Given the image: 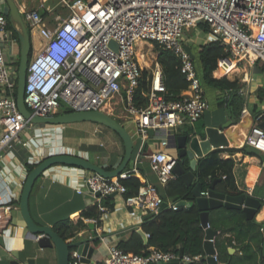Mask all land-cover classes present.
Returning <instances> with one entry per match:
<instances>
[{
	"label": "built area",
	"instance_id": "obj_1",
	"mask_svg": "<svg viewBox=\"0 0 264 264\" xmlns=\"http://www.w3.org/2000/svg\"><path fill=\"white\" fill-rule=\"evenodd\" d=\"M69 10L66 18L50 27L39 9L22 10V19L40 36L41 49L28 63L23 101L28 110L38 116H52L64 106L74 110H103L108 100L119 97L125 105L140 139V148L130 169L106 178L96 172L83 177L93 198L102 199L108 194L124 196V204L130 208V216L146 211L155 214L164 203L158 189L143 181L136 194L125 196L126 186L122 179L138 172L137 163L149 130H177L194 125L208 108L203 88L193 60L182 41L184 31L203 22L208 33L228 50L217 59L214 77L236 79V71L243 70L238 93L246 96L249 77L248 68L264 66V0H60ZM40 6H43L42 4ZM114 41L117 46H112ZM151 44L150 65H141L135 43ZM170 50L179 59V68L188 85L177 99L167 98L163 83L158 51L153 44ZM18 43L8 28V8L0 0V156L15 144L27 146L19 140L26 128L35 127L18 110L16 104ZM154 48V49H153ZM234 63L233 69H227ZM143 70L148 72V90L144 93L146 106H135L132 98ZM125 91V97L122 92ZM232 89L226 91L227 99ZM263 109L252 113L245 102L239 119L248 117L249 127L239 147L248 145L264 156V129L258 124ZM231 121V120H230ZM236 124V123H232ZM40 124H37L39 126ZM159 149L149 155V167L158 183L163 186L177 176L173 173L176 157L164 150L166 138L158 142ZM221 146L218 149H225ZM228 151L220 157L233 158ZM101 158L106 159L103 155ZM169 158V160H166ZM100 192L96 197L95 192ZM251 195V189L248 190ZM81 193L80 188L77 189ZM180 201H167L173 210ZM16 208L12 197L0 201V228L8 222L9 213ZM103 208L99 206V210ZM94 222L95 220L92 219ZM208 226L209 223H208ZM263 230V228H261ZM219 231L217 232V234ZM146 238L148 233H145ZM40 235H36L37 240ZM213 244L215 236L209 239ZM179 256L173 251L159 252L151 249L142 256L120 249L116 244L105 245L102 264H148L152 261L168 262ZM214 259H218L216 253ZM79 254L71 251L70 264H79ZM200 255L181 256L183 262L198 261ZM206 259V254L203 256ZM95 264V263H94ZM264 264V261L261 263Z\"/></svg>",
	"mask_w": 264,
	"mask_h": 264
},
{
	"label": "crops",
	"instance_id": "obj_2",
	"mask_svg": "<svg viewBox=\"0 0 264 264\" xmlns=\"http://www.w3.org/2000/svg\"><path fill=\"white\" fill-rule=\"evenodd\" d=\"M15 3L20 11L39 9L41 14H54L57 5L52 2V0H15ZM41 4L43 6H40ZM37 40L39 39L36 34L35 42ZM184 44L185 46L188 45L187 43ZM149 59L150 55L146 58V62ZM149 65L150 64L147 63L143 64L144 67H148ZM236 73L238 75L236 76V80L240 84L239 74H242L243 70L236 71ZM247 73L249 75V71H247ZM230 77H232L230 80H234L233 78H235L231 74ZM249 77L252 76L249 75ZM253 83H256L254 79L248 84L246 96L242 94L248 105L251 104L252 107L249 108L252 113L255 106H257L256 95H253L255 91L252 89ZM257 87L258 86H256V89ZM218 94L219 91L213 92V103L210 104L209 101H207V110L194 125L180 127L177 130L173 129L172 136L192 133L193 131L200 133L207 126L222 129V124L230 120L227 119L226 114H222L221 111L214 108L216 103L215 97ZM125 105L126 104L123 101L121 102L119 97H116L113 99L112 104L109 105L107 102L103 106V109H106L111 115L115 107H119L122 112H125ZM124 116L126 118L122 120L118 117H112L129 131L133 140L135 158L140 148V139L134 128L133 122H131L130 116L125 115V113ZM231 123L233 122L231 121ZM249 123V118L244 117L234 124V132L239 135L241 142L244 133L249 127ZM38 127L39 131L37 133L33 132L35 127H32L24 129L19 134V140L27 141L26 147L22 146L21 143H17L7 154L0 156V201L10 196L16 206V208L10 211L8 222L0 228V259H17L24 262L28 258H32L34 264H57L54 247L42 248L37 240L30 238L20 214L19 197L22 185L28 173L26 164L38 163L41 159L49 155L70 153L84 157L103 167L111 166L115 168L123 157L124 145L118 134L100 123L85 121L66 125H39ZM132 133L135 134L136 140H134ZM163 137L168 140V145L164 150L168 155L175 157V147L172 143L173 139H169L167 130L154 131L152 134H149L145 143H148L149 148L152 149L151 152H154L159 148L153 149V144H158L159 140ZM29 138L34 139L30 141L32 142L30 146L28 143ZM227 148L240 147L239 145H232L229 142ZM103 155L107 156V158H101ZM142 156L143 148L140 153V162H138L136 166L138 172L135 176L138 177L141 182L147 181L156 187L161 186L155 174L143 168L141 161ZM233 157L235 159L233 174L237 188L246 194H249L248 190L251 189L252 196L264 199V156L259 153L251 156L243 154L242 152H235ZM167 160H169V158H167ZM90 172L91 171L80 167L63 164L53 165L44 171L33 185L28 199L29 212L34 222L40 226L47 225L53 228V225L57 221L78 213L93 204L95 198L89 193L87 186L82 181L83 177ZM78 188L82 190L81 193L77 192ZM108 197L112 205H103V209L99 210V223H96V220L93 222L92 219H83L86 226L81 228L74 237L66 239V241L71 242L83 239L86 240L91 237H100L98 238V240H100V245L98 247L92 245L96 240L91 242V245L95 248L91 264L103 260L105 256V245H117L119 241L127 239L133 231L140 228L144 217L149 214L146 211H142L135 216H130L128 213L130 208L124 204L123 195L115 194L114 196ZM262 208H264V204L261 205V208L256 212L254 218L264 226V216L259 218V213ZM216 217V212L209 213V218L215 219ZM89 224H92V227H90ZM263 231L264 229L261 230L262 238H260V236L255 241L245 240L243 242H237L235 239H232L231 243L227 246L228 259L231 260V264H261L263 262L259 260V252L257 251L258 240L262 247ZM230 234L231 233H225V236H229ZM248 243L250 244V248L244 255L249 256L255 253V257L252 260L242 257L244 253L242 247ZM262 255L264 256L263 250ZM150 263L161 264L162 262L152 261ZM206 264H208L207 261ZM218 264H226V262L218 261Z\"/></svg>",
	"mask_w": 264,
	"mask_h": 264
},
{
	"label": "trees",
	"instance_id": "obj_3",
	"mask_svg": "<svg viewBox=\"0 0 264 264\" xmlns=\"http://www.w3.org/2000/svg\"><path fill=\"white\" fill-rule=\"evenodd\" d=\"M45 14H42L44 17ZM203 32H208V26L201 22L197 25ZM27 30L30 36V52L29 62L38 53L41 47L35 48L34 42L31 40L30 29L27 25ZM8 28L12 31L14 38L17 40L16 31L12 29V26L8 19ZM38 39L41 41V36L37 33ZM154 48L158 51L157 60L161 64L163 83L166 87L167 98L177 99L180 93L187 88V81L179 68V59L170 50H165L159 47L157 43H154ZM19 50V45H18ZM199 67L194 63L197 75L199 76L201 86L203 88L204 97L206 98V89L211 88L213 91H219V94L215 97L216 103L214 108L226 114L227 119L233 123L239 121L240 110L245 102V97L239 94L238 88L239 82L230 80L227 77H214L212 71L216 68L217 59L220 56L226 55L228 50L225 46L221 45L218 40H212L206 44H200L197 48ZM194 62V61H193ZM260 70L264 72V66L260 67ZM148 72L143 70L142 76L139 79L138 86L136 87L132 101L135 106H146L147 99L144 93L148 90ZM232 89V93L227 99L226 91ZM213 93V92H212ZM256 98L261 103L264 102V83L259 85L256 89ZM71 110L66 107H62L58 114L67 113ZM257 106L253 109V113H258ZM259 126L264 129V114L261 116L258 122ZM153 149L159 148L157 143L152 146ZM152 149L149 148V144L145 143L143 147V156L141 161H145L148 166L149 155ZM228 151L231 153L242 152L246 155H257L258 153L249 147L244 145L240 148H225L214 149L205 156L198 158L196 167L193 171L195 180L191 186L185 185L179 177L171 179L167 184L163 186H157L159 194L162 196L164 202L167 201H187L191 202L189 206H181L173 210L166 207L160 209L157 213L144 217L140 228L148 233L146 242L143 237L137 232L133 231L131 235L117 243V246L126 251L139 254L142 256H148L151 249L166 252L173 251L179 257L172 259L168 262H162L161 264H206V260L203 258L205 255L203 248L204 241V228L200 224L198 209L195 198L192 196L191 189L195 182L201 183L202 193L205 194L212 182L216 179L213 189L217 192H222L226 195H239L244 193L238 189L235 184L233 166L235 159L233 158H221L219 153ZM134 159V149L132 153V160L126 167L130 169ZM37 163H27V172L33 169ZM107 170L113 169L111 166H105ZM186 170H190L187 162H185ZM218 179V180H217ZM38 178L36 179V181ZM35 181V183H36ZM122 183L126 186L127 192L125 196L134 195L137 193L139 186L142 184L141 180L135 175H130L128 178L122 179ZM34 183V184H35ZM95 202L90 206L84 208L78 213L72 214L65 219L57 221L53 225V230L64 240L74 237L78 231L86 226L83 219H94L96 223H99V206H111L112 202L108 196L102 199H95ZM262 205L264 199H261ZM217 217L215 219L209 218L208 223L211 228L219 230V233L215 236L214 245L216 248V256L219 262H226L231 264L229 255L227 252V246L231 243L232 239L237 242H243L245 240H257L258 237H262L261 228L264 229L255 218L247 219L245 214L241 210L226 209L224 207L211 210L210 213H215ZM225 233H231L229 236H225ZM94 247L100 245V240H96L92 244ZM243 258L252 260L255 257L254 254L245 256V252L249 250L250 244H245L243 247ZM257 251L259 252V260L264 261L262 255L261 243L257 244ZM184 254L195 256L200 255L198 261L195 262H183L181 256ZM95 264H102V262H96ZM153 264V263H148ZM156 264V263H154Z\"/></svg>",
	"mask_w": 264,
	"mask_h": 264
},
{
	"label": "water",
	"instance_id": "obj_4",
	"mask_svg": "<svg viewBox=\"0 0 264 264\" xmlns=\"http://www.w3.org/2000/svg\"><path fill=\"white\" fill-rule=\"evenodd\" d=\"M4 1L6 2L8 8L9 22L12 29L16 31L19 45L16 104L20 113L26 119H29L31 123L40 125H66L85 121L100 123L113 130L123 141V157L120 163L111 170H107L105 167L75 154H53L41 159L36 166L27 173L21 188L19 209L27 228L28 236L35 239L36 235H40L37 241L42 248L53 246L55 249L57 264H70L72 250H76L78 252L79 264H91L92 255L95 250V248L91 245V242L98 240L100 237L97 236L86 240L83 239L69 242L61 238L51 226H40L36 224L32 219L28 208V199L31 190L36 179L39 178L44 171L57 164L80 167L91 172H96L106 178L115 177L124 171L132 160V153L134 149L133 140L129 131L104 110H74L52 116L34 115L28 110L24 104L23 97L29 63L30 36L15 0ZM198 24H200L199 21L197 22V25ZM110 44L112 46H117L114 41H111ZM185 49L190 54L191 58H193L191 48L186 45ZM125 95L126 93L123 91L122 96L125 97ZM221 128L222 129L207 126L200 133L193 131L192 133L179 134L173 137L172 143L174 144L176 155V163L173 167V173L179 177L185 185L191 186L195 180L193 171L196 167L198 158L205 156L212 150L221 146H227L229 142L235 146L241 143L239 135L234 132L235 125L232 124L231 121L223 123ZM152 133L153 130H149V134ZM238 140L240 141L239 143ZM186 161L189 164L190 170H186L185 168ZM215 182L216 179L212 180L205 194L202 193L200 182H195L191 189L192 196L195 198V203L200 210L199 220L201 226L204 228L203 248L206 254L205 260L208 264H217V261L213 257L216 253V249L214 244L209 239L216 236L219 231L208 226L210 211L221 207L226 209H236L243 211L247 219H252L262 205L260 198L250 194L241 193L239 195H226L222 192H217L213 189ZM114 195L115 194L113 193L108 194L107 196ZM95 196H100V192H95ZM190 203L191 202L187 201L179 202L180 205L185 206H189ZM166 205V202L161 204L159 210L166 207ZM150 215L152 214H148L147 216ZM89 226L92 227V224H89ZM136 231L146 242L145 232L141 228H138ZM262 250L264 254V231ZM0 264H34V260L32 258H28L26 261L21 262L17 259L7 260L4 258L0 259Z\"/></svg>",
	"mask_w": 264,
	"mask_h": 264
},
{
	"label": "rangeland",
	"instance_id": "obj_5",
	"mask_svg": "<svg viewBox=\"0 0 264 264\" xmlns=\"http://www.w3.org/2000/svg\"><path fill=\"white\" fill-rule=\"evenodd\" d=\"M69 1H72V0H69ZM52 2L57 4L56 5V11L54 12V14H45L44 15V19L49 23V26L51 28L54 27V25H57L61 21L62 18H66L68 16V14H69L68 8L65 7V6H62L60 0H52ZM36 34L37 33L35 32V30L30 29V35H31L32 42H34ZM212 40H214V38L208 32H203L200 28L197 27V25L191 26V27L187 28L184 31V34L182 36V41L184 43H187L188 46L191 48V52H192V54L194 56L192 58L193 61H194L193 63H195L196 66L199 67V60H198V53H197L198 45L206 44V43H208V42H210ZM39 45H40V40H37L35 42V48L37 49L39 47ZM17 48H18V46H17ZM248 71H249V75L252 76L254 81L256 82V83L252 84V89H253V91L255 90L253 92V95L255 96L256 95L255 94L256 86H259V84L261 85V84L264 83V72H262L260 70V68H256V67L248 68ZM242 76H243V74H239V79ZM212 92H214V91L211 88H207L206 89V98H207V101H209L210 104H212L213 101H214ZM107 102L112 104L113 103V99L112 100H108ZM256 103H257L258 109H263L264 102L260 103L257 100ZM249 105H250L249 107H252L251 104H249ZM103 110L105 112H107L108 114H110V112L106 111V109H103ZM124 113L125 112H122L121 108L115 107L114 110L112 111L111 115L113 117L121 118L120 120H122V119L126 118L124 116ZM33 125L35 126V128L33 129V132L37 133L39 131V127L38 126L36 127L37 124H33ZM30 128H32V127H30ZM172 133H173L172 129H167V135L169 136V139H173ZM133 136H134V140H136L135 134H133ZM33 140H34L33 138L32 139L31 138L28 139L29 146L32 144V142H30V141H33ZM142 166H143V168H145L146 171L150 170L148 164L145 161L142 162ZM150 172L152 173L151 170H150ZM260 238H262V237H260ZM259 243H260V241L258 240L257 244H259Z\"/></svg>",
	"mask_w": 264,
	"mask_h": 264
},
{
	"label": "bare ground",
	"instance_id": "obj_6",
	"mask_svg": "<svg viewBox=\"0 0 264 264\" xmlns=\"http://www.w3.org/2000/svg\"><path fill=\"white\" fill-rule=\"evenodd\" d=\"M135 46H136V51H137V54H138V59H139L141 65L143 66V64H145V63L150 64L151 63L150 59L147 60V62H146V58L150 54L151 45L148 42H145V41H137L135 43ZM233 66H234V63H232L231 66L227 70L229 72H231L232 70H234ZM109 105H110V103H109ZM240 141L238 140V143ZM166 160H167V158H166ZM263 216H264V208L261 209V212L259 213V218H261Z\"/></svg>",
	"mask_w": 264,
	"mask_h": 264
}]
</instances>
